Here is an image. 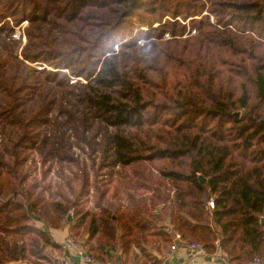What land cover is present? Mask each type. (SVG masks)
<instances>
[{
    "label": "trees",
    "instance_id": "trees-1",
    "mask_svg": "<svg viewBox=\"0 0 264 264\" xmlns=\"http://www.w3.org/2000/svg\"><path fill=\"white\" fill-rule=\"evenodd\" d=\"M6 17L28 40L21 58L0 25V264H55L71 209L98 264H164L174 241L264 254V0H0ZM77 145L120 176L99 213ZM128 175L145 195L120 194ZM116 222L120 250L99 238Z\"/></svg>",
    "mask_w": 264,
    "mask_h": 264
},
{
    "label": "rangeland",
    "instance_id": "rangeland-1",
    "mask_svg": "<svg viewBox=\"0 0 264 264\" xmlns=\"http://www.w3.org/2000/svg\"><path fill=\"white\" fill-rule=\"evenodd\" d=\"M7 19H9V21L13 27L12 39L20 41L19 48H18V55L22 58L23 56H22L21 50L28 40V37L26 34V26L28 24V20L25 19L19 23H15L12 19H10L9 17H6L5 19L0 21V25L3 24ZM126 38H128V36ZM32 64L37 66L38 68H43V64L47 68H51L50 65H47V64L42 63V62H32ZM237 113H239V112H237ZM73 140L75 141V139H73ZM75 151H76L75 156H77L80 159V161L86 163L87 168H88L89 179H90L91 185H90V191H89V195H88V198L90 199V201H89V205L87 207L89 209H91L93 212L99 213V209L95 205V203H96L95 198L100 196L101 191L104 189L103 183L107 182L109 186H112L113 184H115L118 181V179H120V176L118 175L117 171L113 174V172H110L111 169L102 167L101 163H100V160H101L100 155L97 152H92V150L87 145H85V146H78L77 145V146H75ZM119 169H120V167L115 169V170H119ZM128 170H129V168H128ZM54 172H55L54 170L51 172L52 176H54ZM96 179H100V180L95 182ZM130 180H132V178L130 175H128L127 177H124L123 182L126 183V182H129ZM98 183L101 184V188L98 191H96V184H98ZM120 188H121L120 194H122L123 196H126V193H130L134 196H139L141 194L145 195L147 193V190L144 188H136L133 185V180H132V185H129V187L126 188L125 185L121 184ZM164 207H165L164 204L159 205L157 207V211H159V210L161 211ZM69 217H71V220L68 219ZM113 217H114V219H116L115 215ZM76 220H77V217L74 214V209H71L69 211V213L65 216V222L63 224V227L51 228V229L48 228L52 234L53 239L55 241H58L59 243H61V245H63V248L62 247L61 248H50L49 251H47V254L49 255V257H51L53 259V263H55V264H68L66 262V259L70 260V257L72 255L71 251L68 248V240L69 239H73L75 241H78L88 252V245H87V240H86L87 236L89 235L88 222H87V225L85 227L79 228L80 230L72 231L71 229H69V227L73 223H75ZM118 223L119 222H116V224H111L109 226H106V225L100 226L99 238H103V239L108 238L107 243L109 245L116 244L115 246H113L115 248V250H117V249L120 250V247H121V244L118 241V238L122 233V229L120 228V226H117ZM166 223H168V220L166 221ZM38 224H40V226H43L41 223H38ZM45 228L47 229V227H45ZM176 239H181V238L179 236H176ZM174 243H175V241H174ZM193 243H197V242H193ZM199 244L201 245L200 242H199ZM149 245H150L149 246L150 247L149 253H152L151 248L153 247V245L150 244V240H149ZM169 249H170L169 250V252H170L171 248H169ZM112 255L114 257V256H116V253H114ZM262 256H264V254ZM117 257H118L117 259L121 258V261H119V262H121L122 264H124L123 262H125V260L127 258L126 255H124V254L122 255V257L119 255ZM124 258H125V260H124ZM93 259L95 260L94 257H93ZM110 262H112L113 264H118L115 259H112ZM248 262H249V260H248ZM20 263L21 264H27V263H22V262H20ZM246 263L247 262H245L244 264H246ZM70 264H71V262H70ZM73 264H74V262H73Z\"/></svg>",
    "mask_w": 264,
    "mask_h": 264
},
{
    "label": "crops",
    "instance_id": "crops-1",
    "mask_svg": "<svg viewBox=\"0 0 264 264\" xmlns=\"http://www.w3.org/2000/svg\"><path fill=\"white\" fill-rule=\"evenodd\" d=\"M177 249L167 257L164 264H228L221 253L208 256L207 253L201 250H193L190 246L182 245L179 241ZM71 251V250H70ZM72 253V251H71ZM73 254V253H72ZM74 264H85L79 257L73 258ZM106 264H113L112 262Z\"/></svg>",
    "mask_w": 264,
    "mask_h": 264
},
{
    "label": "built area",
    "instance_id": "built-area-1",
    "mask_svg": "<svg viewBox=\"0 0 264 264\" xmlns=\"http://www.w3.org/2000/svg\"><path fill=\"white\" fill-rule=\"evenodd\" d=\"M177 236L180 237L179 234ZM178 245H179L178 242L174 243L171 246V252L175 251L177 249ZM68 248L73 253L70 257V260L66 259V262L68 264H70V262H71V264H73V258L75 256L79 257L85 264H98L94 261L93 257L86 251V249L78 241H75L73 239H69L68 240ZM190 248L193 250H201L202 246L199 243H193L190 245ZM246 264H264V256H262V255L255 256L252 260H250Z\"/></svg>",
    "mask_w": 264,
    "mask_h": 264
},
{
    "label": "water",
    "instance_id": "water-1",
    "mask_svg": "<svg viewBox=\"0 0 264 264\" xmlns=\"http://www.w3.org/2000/svg\"><path fill=\"white\" fill-rule=\"evenodd\" d=\"M200 180H201L202 182H205V181H206V178H205L203 175H200ZM68 219L71 220V217H69ZM262 221H264V218H262ZM18 264H21V263H18Z\"/></svg>",
    "mask_w": 264,
    "mask_h": 264
}]
</instances>
